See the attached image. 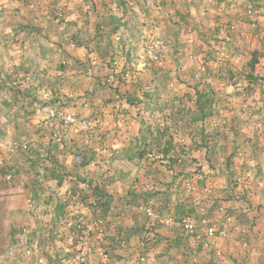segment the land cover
Wrapping results in <instances>:
<instances>
[{"label":"rangeland","instance_id":"rangeland-1","mask_svg":"<svg viewBox=\"0 0 264 264\" xmlns=\"http://www.w3.org/2000/svg\"><path fill=\"white\" fill-rule=\"evenodd\" d=\"M6 1H0V24L7 26V30L0 29V42H4L0 43V126L9 122L10 128L25 133L30 130L33 134L32 126L27 122L29 119L21 121L22 126L18 128L12 124L11 118L20 103L22 106L31 103V95L28 96L26 91L39 84L44 93L35 94L33 100L42 109L46 106L42 127L47 143L41 142L38 146L48 144L62 147L61 150L75 148L72 154L85 160L89 167L88 170L74 169L69 173L58 164L54 166L48 152H38L40 162L37 161L36 168L42 171L36 173V169L31 168L26 171L32 175L33 188L26 191L28 184L23 179L20 180L22 189L16 191L23 193V205L19 207L22 216L18 217L24 219L17 223L18 226L10 228L8 243L3 240L0 244V247L3 245L0 250L7 244L15 248L14 254L11 253V264H148L158 258L156 264H161L159 244L167 239L156 234L151 236L150 230L173 232L186 246L197 244L203 237L201 245L204 247L198 260L203 263L212 254L225 261L239 262V247L245 241L228 249L229 229H221L218 233L215 226L206 227L201 220L188 217L178 218L175 210L171 213L159 204V197L163 198L161 194L169 191L164 187L169 183L173 186L172 194L180 192L183 198L200 192L202 205L197 206L199 208L222 215L229 211L233 214L236 207L238 210L242 208L236 206L232 209L225 201L246 199L253 189L264 186V174L257 169L259 167L252 168L246 163L247 155H251L253 161L254 152H264L262 143H252L255 137H264V60L260 65L257 55L249 53L247 66L254 59L257 61L254 68L248 72L247 68L243 70L246 65L241 62L238 65L235 53L238 54L241 47L232 44L236 25L222 23L217 35L214 28L202 26L200 22L197 25L193 20L194 23H184L175 35H171L174 32L171 28L170 33L163 36L157 35L159 29L154 22L138 21L133 30L129 29L127 22L130 23L133 14L128 12L133 9H127L126 2L132 3L133 0H89L91 6L86 11L81 7L86 0H76L75 4L72 0ZM138 1L142 2L143 11H156L142 13L143 20L152 13L154 19L156 16L169 18L170 14L158 8L163 0H152V6L146 10L144 0H134L133 3ZM226 1L230 3V0ZM256 2L247 0V6L238 12L240 22L255 26L253 18L262 7ZM119 7L121 12L117 13ZM219 9L218 16H224L223 9ZM81 23L83 25L78 27ZM230 26L234 29L231 30ZM130 32H134V36ZM128 36L134 40L129 41ZM16 37L22 40L21 45L15 41ZM156 39L168 41L167 48L162 51L152 48L151 42ZM71 47L73 53L82 51L83 57L69 60ZM25 60L26 63H21ZM21 64L26 67L21 69ZM200 66L205 67L204 74L199 73ZM244 72L248 74L244 75ZM233 74L238 77H231ZM247 75L252 76V81H248ZM80 86L88 88L87 91H82ZM197 96H201V104L207 103L206 112H210V116L202 121ZM148 99L151 106L145 103ZM123 100L129 105L127 109L119 104ZM113 101L114 106L110 107ZM97 103L103 104L105 109L96 110ZM7 105H12V115L4 107ZM81 105L90 107L92 115L89 119L72 116L75 121L69 125L50 119L51 125H46L50 111L68 115L69 107L73 109ZM102 113L110 117L115 115L119 123L117 129L127 140L131 139V142H124L125 145L129 143L134 152L141 153V158L145 154L146 161L155 165L151 166L155 170L151 173L153 178H149L144 189L138 191L139 196L134 197L132 192L136 189L132 188L124 189L127 192L122 195L124 201L110 193L115 181L110 176L114 158L109 146L113 140L116 143L118 137L115 133L111 140L108 137V143L104 141V148L110 151L102 152L98 148L95 131L104 118ZM132 113L134 116H130ZM32 115L33 112L30 117ZM92 119H95V127H83L87 131L83 130L81 137L68 139L64 128L74 124L83 126V120ZM146 122L150 123L146 125ZM135 129L137 135L133 136ZM58 131L63 133L65 140H54L52 135ZM22 137L20 134L17 141L29 143L32 151L37 143L22 140ZM4 140L11 142L6 137ZM195 152L203 153L196 157L202 162L193 172L199 177L194 184L190 181L191 173L184 170L196 161L192 158ZM214 152H232L235 161L216 164L205 158ZM51 164L56 173L46 174ZM164 165L166 170L159 171L158 167ZM214 169L220 172L219 175L223 174L224 189L211 184ZM128 175L129 171H126L125 176ZM52 177L56 179L53 181ZM94 187L104 190L108 198L106 212L101 206H97L95 212L88 207L95 202L91 192ZM127 199L132 200L128 202ZM244 202L241 203L243 207L250 208ZM146 209L156 214V218L149 219ZM182 221L191 224L192 229L183 230L178 225ZM209 228L213 229L211 236L207 233ZM35 233L37 236H32ZM149 237L153 238L148 240ZM215 238L220 239L218 244ZM153 244L158 246L154 248L155 254L149 256L148 245ZM20 249L23 250L20 252ZM182 255L185 256L184 251Z\"/></svg>","mask_w":264,"mask_h":264},{"label":"crops","instance_id":"crops-1","mask_svg":"<svg viewBox=\"0 0 264 264\" xmlns=\"http://www.w3.org/2000/svg\"><path fill=\"white\" fill-rule=\"evenodd\" d=\"M2 3H6V0H0ZM73 3L75 4L76 0H72ZM120 1V0H118ZM220 2H217V0H163L158 8L160 9L161 12H165L166 14H170L169 18H164V16H156L155 19L152 17L154 13H156L155 10H145L148 13L154 12L151 15H146L148 16L147 20H143L141 17V14L146 12L143 11V4L141 1L133 3V9L132 11V18L130 19V23L127 22V26L129 29L133 30V27L135 26L136 22H144V23H151L154 22L155 26L159 29V32H156L157 35H163L166 36L169 31L172 30L171 28L174 29V32L171 34L172 36L175 35L178 30L182 29L184 26V23H194L197 24L200 22L202 26L206 27H211L212 30L214 28V33L218 32L217 35L220 34L219 26L222 23L226 24H235L236 25V31L233 39V45L241 47V51H239L238 54L235 53V58L239 62L242 63V65L247 66V59H248V54L251 53V55L256 54L257 55V60L259 61L260 65L261 61L264 60V56L262 57L261 53L264 54V7L263 3L264 0H257L256 4L259 7V10L255 13V26H251L249 23L240 22L239 19L241 14H238L239 10L244 6H247V0H230V3H228L226 0H219ZM254 1V0H252ZM251 2V1H250ZM70 4V6L72 5ZM89 5V6H88ZM91 3L89 0H86L85 3H81L82 9L84 10H89ZM99 6V5H97ZM257 7V6H256ZM118 8V7H117ZM120 8L116 10L117 13L121 12ZM223 9L222 11L224 12V16L219 17L218 12L220 9ZM99 9V7H98ZM157 9V8H156ZM219 9V10H218ZM115 10V9H114ZM164 10V11H163ZM243 14V13H242ZM174 16V17H173ZM194 20V22H193ZM119 23V22H118ZM85 24H88L85 22ZM81 24H78V27H80ZM198 25V24H197ZM196 25V26H197ZM119 25L116 24V27ZM3 28L4 30H7L6 24H0V29ZM210 28V29H211ZM164 29V30H162ZM166 29V32H165ZM134 36V32H130ZM233 33V32H232ZM129 37V36H128ZM18 39V37L15 38V41L18 42L17 44L21 45L22 40ZM134 40L133 37H129V41ZM1 45L4 42H0ZM16 44V45H17ZM230 45V44H229ZM229 47V46H228ZM72 47H71V52L69 56V60L72 61L73 57H83L82 51L80 54L78 52L73 53L72 52ZM33 50V49H32ZM2 54V53H1ZM27 59L29 58L28 54ZM259 55V56H258ZM250 58V57H249ZM26 59V60H27ZM26 60L21 62V63H26ZM234 61V59H230V61ZM244 61L246 64H244ZM75 62H78V59L75 60ZM237 66V65H235ZM259 66V65H258ZM21 69L22 67H26L25 64H21ZM242 67V66H241ZM246 68L248 69V72H250V69L247 67H243V70L246 71ZM20 69V70H21ZM234 71V70H233ZM238 73V70H235ZM260 72L264 71V69ZM222 74V72H220ZM248 74L247 72H244V75ZM237 78L238 76L233 74L231 77ZM34 82V80H33ZM32 82V83H33ZM80 89L84 92L87 91L88 88L85 86H80ZM119 93L120 90H118ZM37 93H44V90H40L39 84L38 85H33L31 88L26 91V94L31 95V103L26 104L27 106H22V103H20L17 108H15L14 112L16 111V114L11 118L12 124L15 126H22L21 121H24L26 119L30 126H32V132L31 134L30 130H28L27 133L25 132H19L17 129H12L10 128L11 126L8 124H1L0 126V132L2 136L5 138L10 139L11 141H17V137L22 134V140H29V142L32 141V143L36 142L37 145H34V149L29 150L28 153H22V152H5L3 155L5 159V163L9 169H15L17 170L19 180L24 179V183L26 182L27 185V190H30V188H33V180L32 175L30 173H27L26 171H30V168L35 170L36 173H40L42 171L40 168H36L37 161H39V156L40 153L42 152H48L49 155H51V158L54 162V166L58 164V166H61L63 169H66L69 171V173H72L74 169L76 170H88L89 167L87 166L84 161L85 160H79V157L74 156L72 152H75V148L72 149H62L53 147L52 145L48 144H41V146H38L39 143H47L45 142L47 140V136L44 133V129L42 127V121L46 117V106L42 107L37 105L36 102L33 100V97ZM7 97V96H6ZM16 100L20 99V97H15ZM100 99L98 103H100ZM11 103V102H10ZM97 103V104H98ZM114 101L111 103L110 107L114 106ZM148 106H151L149 103V99L145 102ZM119 104L123 105L125 109H127V102L126 101H120ZM108 106V105H107ZM11 114V109L12 105L9 106L7 105L4 106ZM96 110H101L105 109V106L103 104H98ZM45 108V109H44ZM113 111V110H112ZM33 112V115L30 117V114ZM44 112V114H43ZM67 114L78 117L79 119H89L90 116L92 115L90 107H78V108H73L72 107L67 109ZM114 113V111H113ZM125 113V112H124ZM126 114V113H125ZM101 115V113H100ZM102 118L101 119V125L98 130L95 131V139L99 141V144H97L98 148L102 152L110 151L109 148L113 150V162H112V169H111V179L115 181V185H111L110 187L113 190H110V193L116 198L118 197L119 199H123L122 195H125L124 189H136V192L140 191V189H144V186L149 183V178H153L151 176L152 171L154 172L152 168L155 167V165H151L148 163L145 159V154L143 158L140 157L139 152H134L133 147L129 145H125L124 142H131V139L127 140L125 135H121L122 131H119L117 127L119 126V123H117V118H115V115L112 117L102 113ZM130 116H134V114H130ZM9 117V116H8ZM30 117V118H29ZM146 119V118H145ZM4 123L6 122L5 119H2ZM15 121V122H13ZM134 122V121H133ZM20 123V124H19ZM136 123V122H135ZM150 122H146V125H148ZM118 124V125H116ZM144 125V127H146ZM10 126V127H9ZM136 126V125H135ZM134 126V127H135ZM84 126H76L70 125L66 128H64L65 133L68 136V139L72 138H78L79 136L81 137V133H83V128ZM24 129V128H21ZM87 131V130H85ZM78 132H80V135H78ZM93 132V131H89ZM137 130H133L132 135L135 136L137 135ZM117 134V141L115 143V140L112 141V145L109 146L108 149L104 148V141L108 143V137L111 140L114 136V134ZM112 134V135H111ZM124 134V133H123ZM252 137V136H251ZM263 137V136H261ZM261 137H255L252 140V143H262L264 145V137L263 139ZM26 138V139H25ZM102 142V144H101ZM259 144H257L258 146ZM37 149V150H36ZM33 150H36L33 152ZM39 150V151H38ZM115 151V152H114ZM40 152V153H38ZM30 153V155H28ZM37 153V154H36ZM203 152H195L192 153V158L196 159L195 162H193V165L186 167L187 170H184L186 173H191V180L194 184L199 177L197 175H194L193 172L196 171L195 168H199L200 163L202 160H197L198 158L196 157H201ZM232 152H214L212 156H207L205 157L206 159L213 160L214 163L219 164V163H230L231 161H235L233 155H231ZM229 154V155H228ZM251 155H247L246 163H248L247 166H252L254 168L255 166H258L260 169V173L264 174V152H254L252 155L253 161L250 160ZM141 158V159H139ZM203 158V156H202ZM204 160V159H203ZM77 161V162H76ZM40 162V161H39ZM56 162V163H55ZM76 162V166L74 163ZM80 162V163H79ZM146 162V164H145ZM199 163V164H198ZM203 164V163H202ZM51 164L49 166L51 168L47 169L46 174L50 173H56V169L54 168ZM41 166V165H40ZM150 166V167H149ZM152 166V168H151ZM75 167V168H74ZM166 166H160L158 167L159 171L163 172L162 169H165ZM182 168V167H181ZM217 169V168H216ZM237 169V168H236ZM251 169V168H250ZM126 171H129V175L126 177L125 173ZM203 172V170L201 169ZM213 174V178L211 180V184L216 188L217 185L219 187L224 189V184L222 185V178L223 174L219 175L220 172L217 170H212L211 171ZM198 174V173H197ZM56 175V174H55ZM54 175V176H55ZM215 175L217 176L215 178ZM56 178L52 177V180L54 181ZM224 179V178H223ZM161 180V179H160ZM52 182V181H51ZM25 183V184H26ZM31 184V185H30ZM107 187V184H106ZM164 187L168 189L169 191L165 192L163 195V198L159 197V201L161 205H163L164 208L167 207L166 211L173 212L175 210V215L178 218L182 217H188L194 220H201L202 223L206 225V227L210 226H215L217 227L218 233L220 232L221 229H229L231 232L229 234V237L227 238V244L228 249L233 247H237L238 243L241 241H245V244L242 247H239L240 249V254H238L239 262H232L231 260L225 261L222 258H215L213 254L210 256V258L207 259L206 263H203L200 260V252L203 250V245L201 243L204 241V238L202 237V241L197 242V244H189V246L181 244L180 241L182 240L178 237L173 232L170 231H158V230H150L151 236L158 235L160 237H163L166 240H163L159 245H161L160 252L162 256L161 260L163 263L161 264H241V263H246V264H264V186L260 188L253 189L251 193H249L243 200H238V201H225L224 203L228 204L230 208L234 209L236 206H240L242 210H238V207H236V212L232 214L231 211L227 212V214L222 215L218 212H214L210 210H206L205 208H199L197 206H201V201H200V195H197L196 193H193L194 196H190L189 198H183L182 194L180 192H175L172 194V185L171 184H166ZM109 189V187H107ZM128 189L126 191H128ZM136 192H132V194H135L134 197L137 195L139 196L140 194H136ZM23 193L22 192H8L5 191L3 195L0 197V244L3 243V240H5L6 243H8V239L11 237L10 233V228L18 226L17 223L19 224L20 221H22L24 218L23 217H18L22 216L21 212L19 210L20 205H23ZM26 194V192L24 193ZM160 196V195H159ZM165 196V197H164ZM133 197V196H132ZM117 198V199H118ZM208 198H211L208 196ZM158 199V197H156ZM155 199V200H156ZM115 200V199H114ZM132 199H127L128 202H130ZM120 201V202H123ZM223 202V201H222ZM245 203L250 208H245L241 203ZM212 205V202H211ZM247 206V207H248ZM209 207V206H206ZM212 209V208H211ZM14 222V223H13ZM26 229V228H25ZM24 229V230H25ZM232 229V230H231ZM29 231V230H28ZM32 236H37V233H35ZM31 236V237H32ZM153 237H149V239H152ZM24 238V236H23ZM174 240V241H173ZM216 243L218 244L220 242L219 238H215ZM175 242V243H173ZM158 245H148V252L149 256H153L155 254L154 248H156ZM175 246V247H174ZM215 246V245H214ZM3 247V245L1 246ZM0 247V249H1ZM23 250V249H22ZM20 249V252L22 251ZM232 250V249H231ZM15 248L11 245H6V247L2 248L0 250V264H11L12 263V258H11V253L14 254ZM185 252V256L182 255V252ZM233 253L235 252L234 249L232 250ZM190 253V255H189ZM236 253V252H235ZM183 256V257H182ZM158 257V256H157ZM156 257V258H157ZM184 259V260H183ZM160 258H158V261ZM157 260L153 263L148 262V264H156L158 262ZM243 261V262H241ZM160 264V263H159Z\"/></svg>","mask_w":264,"mask_h":264},{"label":"built area","instance_id":"built-area-1","mask_svg":"<svg viewBox=\"0 0 264 264\" xmlns=\"http://www.w3.org/2000/svg\"><path fill=\"white\" fill-rule=\"evenodd\" d=\"M133 2L134 0L132 1V3L126 2L127 3L126 8L131 9L130 7L133 6ZM151 6H152V0H144L145 9H150ZM230 27H231L230 28L231 30L234 29V26H230ZM167 45H168V41L160 40V39H156L151 42L152 48L153 47L157 48L158 51L165 50L167 48ZM151 46L149 48H151ZM155 59H156V56H155ZM114 64L116 65L117 63L114 62ZM205 72H206L205 67L200 66L199 73L204 74ZM50 119L52 120L54 119L53 121L62 122L64 125H69L71 123H74L75 121L71 115H62V114L56 113V111H50V118L46 122V125H51ZM94 120L95 119L88 120V121L83 120L81 123L84 127L92 128V127H95ZM62 134L63 133H60L58 131V132L53 133L52 136L54 140H56L57 142H60L66 139V137L63 136ZM28 150H30L29 143L23 142V141L5 142L4 138L2 137L0 133V197L3 195L5 191L16 192L22 189L23 187V183L18 178L20 174H18L17 170L9 169L7 167L5 163V159L2 154H4L6 151H8L9 153L11 152H25L26 153ZM145 214L151 220L156 218V214H154L150 209H146ZM168 221L170 222V220ZM178 225L182 226L183 230H186V231L192 229V225L189 224L187 221H182V223ZM207 233L208 235L211 236L213 234V229L209 228Z\"/></svg>","mask_w":264,"mask_h":264},{"label":"trees","instance_id":"trees-1","mask_svg":"<svg viewBox=\"0 0 264 264\" xmlns=\"http://www.w3.org/2000/svg\"><path fill=\"white\" fill-rule=\"evenodd\" d=\"M256 63H257V61L253 59L252 61H250L248 63V68L252 70ZM247 79H248V81H252V76L247 75ZM200 98H201V96H197L196 103H197V107H198L200 115H201L200 120L201 119L204 120L207 116H210V112H206L207 103L201 104ZM166 154H167V151L164 152V155H166ZM91 192L93 194L92 195L93 198H95L96 203L94 202V204H90V205H88V207L89 208L91 207L93 209V212H95V210L98 209L97 206H101L104 209V212H106L108 210V207H109V201H108V198L106 197V195H104L105 194L104 190H102L101 188L94 187L91 190ZM102 197L105 198V201L104 200L102 201Z\"/></svg>","mask_w":264,"mask_h":264}]
</instances>
